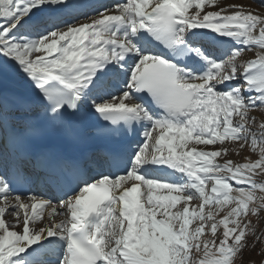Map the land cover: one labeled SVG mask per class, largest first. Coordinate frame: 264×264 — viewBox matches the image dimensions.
Masks as SVG:
<instances>
[{
  "label": "snow or ice",
  "instance_id": "obj_1",
  "mask_svg": "<svg viewBox=\"0 0 264 264\" xmlns=\"http://www.w3.org/2000/svg\"><path fill=\"white\" fill-rule=\"evenodd\" d=\"M257 111L241 0H0V264H236L264 234ZM91 122L126 146L52 142Z\"/></svg>",
  "mask_w": 264,
  "mask_h": 264
},
{
  "label": "rangeland",
  "instance_id": "obj_2",
  "mask_svg": "<svg viewBox=\"0 0 264 264\" xmlns=\"http://www.w3.org/2000/svg\"><path fill=\"white\" fill-rule=\"evenodd\" d=\"M241 2L249 5L254 10H259L264 12V8L260 7L264 5V0H241ZM218 56V55H217ZM254 54L251 52H244L242 56L239 58L240 61H247L252 59ZM250 115H254L256 117L257 122L264 121V112H255ZM247 158H256L250 151L247 150H238L237 152H233L230 149L229 155L225 157V159L233 160L234 162H246ZM218 162L222 163L223 160L221 158H217ZM261 224H264V218H262ZM261 229H258V232H261ZM253 238L249 237V245L250 247L245 249L241 254V257H238L236 260V264H264V234L260 236V242L255 243V246L252 247Z\"/></svg>",
  "mask_w": 264,
  "mask_h": 264
},
{
  "label": "bare ground",
  "instance_id": "obj_3",
  "mask_svg": "<svg viewBox=\"0 0 264 264\" xmlns=\"http://www.w3.org/2000/svg\"><path fill=\"white\" fill-rule=\"evenodd\" d=\"M114 1V0H113ZM103 2H105V3H109L110 2V0H103ZM224 47H228V45H223V46H220L219 48L220 49H222V48H224ZM214 54L217 56H220L219 54H217L216 52H214Z\"/></svg>",
  "mask_w": 264,
  "mask_h": 264
}]
</instances>
